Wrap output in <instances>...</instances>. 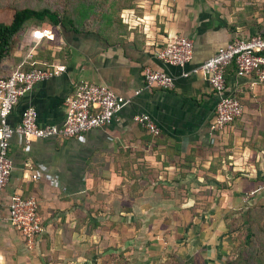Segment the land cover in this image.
<instances>
[{
	"label": "crops",
	"instance_id": "0c3cea01",
	"mask_svg": "<svg viewBox=\"0 0 264 264\" xmlns=\"http://www.w3.org/2000/svg\"><path fill=\"white\" fill-rule=\"evenodd\" d=\"M137 1V9L120 10L121 25L108 16L102 31L62 30L59 45L48 48L51 62L66 71L36 84L11 111V126L30 107L40 125L60 126L64 99L79 79L128 101L110 125L80 138L39 139L29 146L12 138V171L0 191V264H42L40 255L50 254L44 243L66 236L94 246L97 227L105 224L106 242L125 246L123 251L140 244L153 255V247L169 250L175 242L189 261L204 263L219 255L220 241L233 230L264 237V83L228 66L225 95L240 101L243 114L212 140L218 97L205 75L192 73L234 37H264V0ZM173 35L193 42L192 59L183 67L154 56ZM31 48L19 60L50 63ZM18 57L2 64L0 77L18 67ZM144 67L169 75L173 89L147 88ZM139 114L154 121L158 136L134 122ZM36 172L39 180L32 179ZM14 193L38 202L44 231L33 248L8 221ZM133 227L135 236L128 238Z\"/></svg>",
	"mask_w": 264,
	"mask_h": 264
},
{
	"label": "built area",
	"instance_id": "2783aa9c",
	"mask_svg": "<svg viewBox=\"0 0 264 264\" xmlns=\"http://www.w3.org/2000/svg\"><path fill=\"white\" fill-rule=\"evenodd\" d=\"M31 41L38 44L43 40H54L55 33L49 28H36L30 32ZM34 50V48H31ZM31 52L27 57L31 58ZM193 55V42L182 35L166 38L165 44L156 49L154 56L161 62L172 66H185ZM36 62H31L34 66ZM234 65L237 76H249L259 83H264V37L256 35L248 38L234 37L225 46L206 60L192 73L200 72L208 79L213 92L218 97L209 133L213 138L224 134L231 124L242 116L243 106L234 96L225 95V73ZM40 68L15 70L7 77H0V191L9 181L12 162L9 157L10 143L14 136L20 138L25 146L33 141L50 138H80L87 132L110 125L116 114L128 103L118 97L105 85L79 79L73 84V91L64 99L65 118L62 125H40L34 108H27L21 120L15 126L8 123V117L19 99L32 88L45 80L61 75L66 67L58 63H43ZM142 76L147 88L171 90L173 79L160 71L149 67L142 69ZM188 76V74H184ZM136 122L148 134L158 136L159 128L146 114L134 116ZM39 180L38 172L32 175ZM57 186V178H51ZM255 191L246 194V200ZM8 221L19 233L28 248H33L44 231L43 219L38 211V202L32 197H23L14 193L10 198Z\"/></svg>",
	"mask_w": 264,
	"mask_h": 264
},
{
	"label": "rangeland",
	"instance_id": "374dc122",
	"mask_svg": "<svg viewBox=\"0 0 264 264\" xmlns=\"http://www.w3.org/2000/svg\"><path fill=\"white\" fill-rule=\"evenodd\" d=\"M141 1V0H140ZM208 0H204L206 2ZM130 6L134 9L139 5L137 0H0V22L9 24L12 21L15 10L21 8H31L40 10L47 8L52 12L59 14V16L70 17L74 26L81 29L90 31H102L108 16L111 17L114 25H121V11L120 6ZM91 6V9L82 10ZM134 9V10H135ZM80 10V14H79ZM107 16V17H106ZM29 24H27L28 26ZM35 22L28 27L26 32L20 35L15 40V51L10 57L24 56L29 51L30 47L35 48V51L43 53L48 48V43L43 42L37 47L30 44L29 39L31 29ZM8 57L6 62L12 61ZM13 65V64H12ZM87 226V225H86ZM99 225L97 227L96 243L94 246L86 240L78 243H73L72 238L66 236L64 240H47L44 243L43 252H49L48 255H40L42 264H264V237L259 239L250 238L247 236L248 229L234 230L229 233V237L220 241L219 255L214 259H209L208 262H195L189 261L186 253L182 252L184 249L181 242L176 247V243H172V248L169 250L161 247H153V255L145 254L144 247L137 244L138 247L133 249L124 247L117 248L107 243L105 233L107 226ZM135 226V225H134ZM100 227V228H99ZM89 228L86 227L85 233L87 234ZM128 238L133 237L135 229L129 231ZM264 236V234H262ZM135 236V233H134ZM93 240V239H92ZM71 242V244H67ZM109 244V245H108ZM222 246V249H221ZM49 249H53L50 251ZM148 250V249H147Z\"/></svg>",
	"mask_w": 264,
	"mask_h": 264
},
{
	"label": "trees",
	"instance_id": "16d2710c",
	"mask_svg": "<svg viewBox=\"0 0 264 264\" xmlns=\"http://www.w3.org/2000/svg\"><path fill=\"white\" fill-rule=\"evenodd\" d=\"M132 8V5L130 6H120V10H125V9H130ZM91 9V6H88L87 8H82V10H88ZM80 14V10H79ZM35 22V25L33 26V29L36 28H49L52 29L55 33V38L54 40H43L36 44L35 42H30L31 45L34 44L35 47L38 45L42 44L43 42L48 43V47H56L59 45V38H60V33L62 30H70L73 29L76 31L74 22L73 20L66 16H59V14L52 12L51 10L47 8H43L40 10H34L31 8H21L15 10L12 21L7 24V23H2L0 22V67L6 60L7 58L10 57L14 53L15 49V40L22 35L26 30L28 29L31 24ZM27 24H29L27 26ZM31 29V31L33 30ZM36 56L37 57H42L48 60L51 64L52 62V57H51V50H49L40 53L39 51L36 50ZM15 62H18V67L15 69L19 70H29L31 68H40L42 67L41 65H34L31 66V62L27 61H22L17 58ZM14 70V71H15ZM11 74V73H10ZM9 74V75H10ZM8 75V76H9ZM7 77V76H4ZM248 237L254 238V239H259V235L257 232L251 234L248 232L247 234Z\"/></svg>",
	"mask_w": 264,
	"mask_h": 264
}]
</instances>
